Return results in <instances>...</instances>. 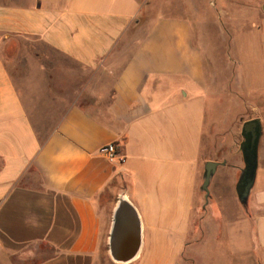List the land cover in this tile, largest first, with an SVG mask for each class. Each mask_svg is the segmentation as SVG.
Listing matches in <instances>:
<instances>
[{
	"label": "crops",
	"instance_id": "crops-1",
	"mask_svg": "<svg viewBox=\"0 0 264 264\" xmlns=\"http://www.w3.org/2000/svg\"><path fill=\"white\" fill-rule=\"evenodd\" d=\"M146 1L0 0V264H102L122 204L140 228L129 264H264V0H237L254 23L234 42L225 85L208 80L189 19L166 15L98 84ZM55 56L78 72L50 71ZM64 98L74 103L42 135L26 102ZM255 119L258 169L243 205L242 126ZM110 143L115 161L101 153ZM209 162L220 165L207 200Z\"/></svg>",
	"mask_w": 264,
	"mask_h": 264
},
{
	"label": "rangeland",
	"instance_id": "rangeland-1",
	"mask_svg": "<svg viewBox=\"0 0 264 264\" xmlns=\"http://www.w3.org/2000/svg\"><path fill=\"white\" fill-rule=\"evenodd\" d=\"M163 15L189 19L193 30V40L203 51L208 80H214L215 85H225L229 82L235 73L230 63L233 59L234 42L254 23L249 9L237 0H147L139 23L131 28L115 51L103 60L104 67L101 66L95 73V80L98 84L108 86L112 82L114 75L126 63L133 48L146 33L153 19ZM256 40L257 37L254 34H248L241 41L242 46L245 47L243 52L248 66L254 65L249 63V44L257 45ZM52 60L56 66L50 71L56 72L57 69L62 68L65 74L70 70L69 73L78 72L76 65L66 57L55 56ZM62 80H64V85H67L65 83H68L69 79L62 78ZM240 89L242 90V86ZM63 95L66 97L65 94ZM93 101L84 100L77 103L87 106ZM26 103L36 129L45 135L60 119V114L65 112L74 101L64 98V100L52 101L28 100ZM110 199L111 196L108 193H102L100 196L99 210L106 215L110 211ZM101 252L106 257L107 247L104 244ZM105 257L102 264H125L116 262L112 256L111 259ZM207 263L213 264L209 260Z\"/></svg>",
	"mask_w": 264,
	"mask_h": 264
},
{
	"label": "water",
	"instance_id": "water-1",
	"mask_svg": "<svg viewBox=\"0 0 264 264\" xmlns=\"http://www.w3.org/2000/svg\"><path fill=\"white\" fill-rule=\"evenodd\" d=\"M262 134L261 122L258 119L245 122L242 126L244 142L241 144L245 167L237 184V195L241 204L246 205L254 187L258 169V149ZM220 164L209 162L205 167V174L201 190L209 199L211 179ZM140 228L135 212L126 205H120L114 215V226L110 237V254L119 263H129L138 252Z\"/></svg>",
	"mask_w": 264,
	"mask_h": 264
},
{
	"label": "built area",
	"instance_id": "built-area-1",
	"mask_svg": "<svg viewBox=\"0 0 264 264\" xmlns=\"http://www.w3.org/2000/svg\"><path fill=\"white\" fill-rule=\"evenodd\" d=\"M101 153L110 161H115L119 157L117 145L115 143H110L104 146Z\"/></svg>",
	"mask_w": 264,
	"mask_h": 264
}]
</instances>
